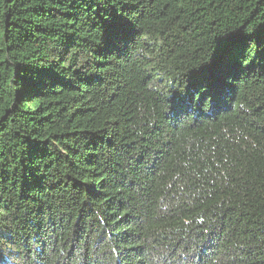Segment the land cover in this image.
I'll return each mask as SVG.
<instances>
[{
    "label": "trees",
    "instance_id": "1",
    "mask_svg": "<svg viewBox=\"0 0 264 264\" xmlns=\"http://www.w3.org/2000/svg\"><path fill=\"white\" fill-rule=\"evenodd\" d=\"M0 264H264V0H0Z\"/></svg>",
    "mask_w": 264,
    "mask_h": 264
}]
</instances>
